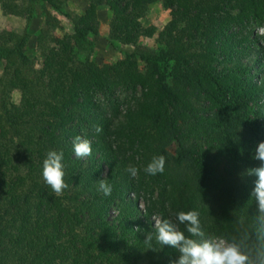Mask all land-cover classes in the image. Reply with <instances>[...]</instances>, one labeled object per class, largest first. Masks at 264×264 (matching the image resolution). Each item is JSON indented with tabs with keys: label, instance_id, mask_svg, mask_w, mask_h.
I'll return each instance as SVG.
<instances>
[{
	"label": "trees",
	"instance_id": "1",
	"mask_svg": "<svg viewBox=\"0 0 264 264\" xmlns=\"http://www.w3.org/2000/svg\"><path fill=\"white\" fill-rule=\"evenodd\" d=\"M47 1L70 17L62 1ZM154 1H112L109 39L133 51L108 66L90 58L88 34L103 3L90 0L72 18L74 33L41 51L38 78L14 72L7 86H19V102L0 105V264H172L179 253L156 242L151 217L177 223L175 214L190 210L204 233L190 238L224 239L250 264H264V212L251 195L257 178L246 174L261 165L252 157L264 141V69L256 78L251 64L262 58L253 28L264 25V0H161L170 19L157 42L167 48H149L139 42L149 33L139 15ZM32 12L29 6L21 32L2 31L0 60H29ZM77 135L91 141L83 159L74 154ZM172 141L177 151L169 156ZM50 150L64 154L70 193L56 196L44 182ZM159 155L164 172L147 174ZM130 165L139 170L135 178ZM100 179L111 195L98 190Z\"/></svg>",
	"mask_w": 264,
	"mask_h": 264
},
{
	"label": "rangeland",
	"instance_id": "2",
	"mask_svg": "<svg viewBox=\"0 0 264 264\" xmlns=\"http://www.w3.org/2000/svg\"><path fill=\"white\" fill-rule=\"evenodd\" d=\"M61 2L62 8L70 14V17L65 16L56 9L50 6L47 0H6L5 7H11V12L4 11L5 8L0 1V36L3 30L19 33L25 25V13L29 6H32V18L26 30V37L24 40V50L28 57V61L22 63L18 58L13 57L6 60H0V105L1 100L12 101L18 103L21 91L19 86H15L9 91L7 84L11 81L14 72L18 69L23 75L31 79L38 78L41 74L43 66V56L41 51L43 49L53 46L55 42L64 37V35H71L74 33V24L72 18H80L83 16L85 10L89 6L90 0H55ZM112 1L103 0V3L98 7L96 12V23L94 25V32L88 34L89 40L93 44V51L90 54L98 65L106 67L116 60L122 58L124 53L132 52L133 46L128 44H121L117 41L110 40V19L112 16ZM46 13L50 17H55L56 22L46 19ZM170 19L168 9H165L161 0H156L150 3L139 15V21L149 33H144L139 37V42L149 48H158L167 46L164 43L157 42V36L163 29L165 24ZM254 35L257 36L256 48L261 50V57L256 62L251 61L252 72L256 78L263 73L264 67V25L257 24L253 28ZM39 44L45 48L40 49ZM83 54H78L81 57ZM140 70L146 72L147 66L142 61H139ZM43 81V79H42ZM119 92V91H118ZM121 93V94H120ZM119 95L128 99L130 92H120ZM118 94V93H117ZM120 97V98H121ZM97 98L103 100V96L98 93ZM1 112V109H0ZM177 151L175 142H170L168 145V155L174 156ZM70 193V190L65 189L63 194ZM62 194V195H63ZM144 202L140 200L139 207L143 209ZM116 205H113L110 210L109 220H112L116 214ZM154 224L156 219H160L159 215L155 214L151 217ZM1 227V225H0ZM226 244L224 239L218 238Z\"/></svg>",
	"mask_w": 264,
	"mask_h": 264
},
{
	"label": "clouds",
	"instance_id": "3",
	"mask_svg": "<svg viewBox=\"0 0 264 264\" xmlns=\"http://www.w3.org/2000/svg\"><path fill=\"white\" fill-rule=\"evenodd\" d=\"M95 132H102V127L95 126ZM74 154L77 159H83L92 154L91 141L77 135L72 140ZM261 161V165L256 168L246 170L247 175H254L257 179L254 182L251 195L256 199L259 210L264 212V141L259 142L252 157ZM62 151L50 150L43 160L42 176L44 182L49 185L56 196L63 194L68 187L65 183V164ZM165 168V157L163 155L154 156L144 171L149 175L163 173ZM126 171L131 177L138 176V169L135 166H128ZM98 190L105 196L112 193V185L105 179L99 180ZM177 223L171 219H156L154 228L156 229L155 240L162 247L167 245L178 251L179 256L172 264H250L249 257L242 253L235 244H226L222 240L205 239L202 242L190 237H202L204 235L199 219V213L194 210L187 212L180 211L175 214ZM178 225H184L187 233L181 231ZM139 231V229H137ZM153 235H145V243L153 249L151 242ZM155 250V249H153Z\"/></svg>",
	"mask_w": 264,
	"mask_h": 264
}]
</instances>
